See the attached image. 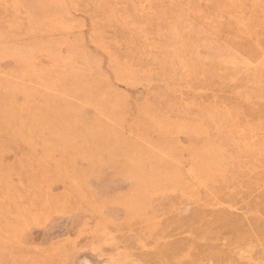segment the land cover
Returning <instances> with one entry per match:
<instances>
[{
	"label": "rangeland",
	"instance_id": "1",
	"mask_svg": "<svg viewBox=\"0 0 264 264\" xmlns=\"http://www.w3.org/2000/svg\"><path fill=\"white\" fill-rule=\"evenodd\" d=\"M0 264H264V0H0Z\"/></svg>",
	"mask_w": 264,
	"mask_h": 264
},
{
	"label": "bare ground",
	"instance_id": "2",
	"mask_svg": "<svg viewBox=\"0 0 264 264\" xmlns=\"http://www.w3.org/2000/svg\"><path fill=\"white\" fill-rule=\"evenodd\" d=\"M64 109H61V110H57L56 112H55V115H54V117L53 118H58V120H57V122H56V124L58 125V124H61V122H66V121H69L68 119H69V114L68 113H66V111H63ZM68 124V123H67ZM72 128H74L75 130H76V127L74 126V125H72V124H68V127L67 128H65L64 130H61V131H59L58 132V134H60V133H62V136L61 137H63V139L65 138V135H67V137H68V142H71V141H75L76 140V138H77V136L79 135V130H77L75 133H67V131L66 130H71ZM61 135V134H60ZM78 153L80 154V156L81 157H84L85 155H86V149L85 148H83V149H80L79 151H78Z\"/></svg>",
	"mask_w": 264,
	"mask_h": 264
}]
</instances>
